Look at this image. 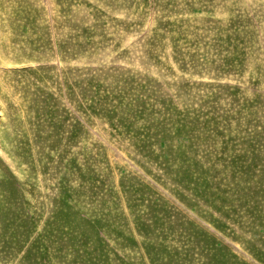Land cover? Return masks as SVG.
Listing matches in <instances>:
<instances>
[{
	"label": "rangeland",
	"instance_id": "1",
	"mask_svg": "<svg viewBox=\"0 0 264 264\" xmlns=\"http://www.w3.org/2000/svg\"><path fill=\"white\" fill-rule=\"evenodd\" d=\"M0 264H264V0H0Z\"/></svg>",
	"mask_w": 264,
	"mask_h": 264
}]
</instances>
